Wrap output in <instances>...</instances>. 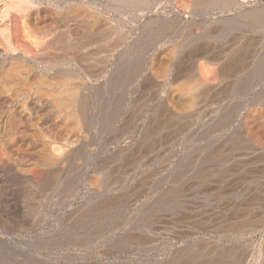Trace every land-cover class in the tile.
I'll return each mask as SVG.
<instances>
[{
  "label": "bare ground",
  "instance_id": "obj_1",
  "mask_svg": "<svg viewBox=\"0 0 264 264\" xmlns=\"http://www.w3.org/2000/svg\"><path fill=\"white\" fill-rule=\"evenodd\" d=\"M157 84L212 131L201 113L231 96L236 157L264 191V0H0V206L59 187L65 206L139 204L123 185L151 184Z\"/></svg>",
  "mask_w": 264,
  "mask_h": 264
},
{
  "label": "rangeland",
  "instance_id": "obj_2",
  "mask_svg": "<svg viewBox=\"0 0 264 264\" xmlns=\"http://www.w3.org/2000/svg\"><path fill=\"white\" fill-rule=\"evenodd\" d=\"M164 47L155 45L158 59ZM168 90L157 84L165 112L156 116L151 184L140 182L145 174H127L136 180L123 185V200L139 204L65 206L76 197L54 196L61 187L47 199L16 192L10 206H0V264H262L263 179L241 170L246 156L236 157L231 96L216 95L215 106L201 113L212 131L206 121L174 114ZM165 113L171 121L163 122Z\"/></svg>",
  "mask_w": 264,
  "mask_h": 264
}]
</instances>
